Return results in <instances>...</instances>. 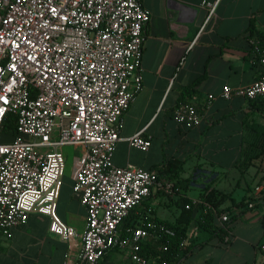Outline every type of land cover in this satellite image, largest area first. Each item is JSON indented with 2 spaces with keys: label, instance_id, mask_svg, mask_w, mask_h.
<instances>
[{
  "label": "built area",
  "instance_id": "2783aa9c",
  "mask_svg": "<svg viewBox=\"0 0 264 264\" xmlns=\"http://www.w3.org/2000/svg\"><path fill=\"white\" fill-rule=\"evenodd\" d=\"M219 1L202 3L206 21ZM149 19L139 0H0V237H11L31 213L48 216L51 231L66 241L77 235L56 208L66 167L62 148L80 147L72 188L86 222L74 262L66 258L63 264H106L114 247L127 249L130 264H151L142 243L171 230L148 221L123 237L120 227L154 187L171 194L174 185L155 170L113 162L122 115L142 89ZM260 41L248 39L254 59L264 66ZM216 97L264 99V71L249 84H225L209 93L200 108L180 102L171 116L183 129L198 128ZM9 116L15 128L4 131ZM126 140L141 150L150 146L141 130ZM261 203L264 186L255 185L243 205ZM191 206L211 210L222 242L230 240L227 212L217 213L202 199L185 208Z\"/></svg>",
  "mask_w": 264,
  "mask_h": 264
},
{
  "label": "crops",
  "instance_id": "0c3cea01",
  "mask_svg": "<svg viewBox=\"0 0 264 264\" xmlns=\"http://www.w3.org/2000/svg\"><path fill=\"white\" fill-rule=\"evenodd\" d=\"M139 1L150 11L141 61L143 85L122 115V139L113 162L155 170L174 190L166 194L154 187L129 222L140 226L148 216L174 222L183 204L205 201L206 193L215 189L224 196L215 208L229 214L230 240L224 243L223 233L199 231L190 224L196 246L179 264H225L227 257L228 264H264V203L243 205L255 185L264 186V146L246 139L264 132V99L216 97L198 128L183 129L171 116L183 100L200 108L207 95L223 85L243 86L262 74L264 66L254 59L248 34L253 22L264 38V0H220L208 21L202 3L214 0ZM140 130L150 140L147 150L126 140ZM62 152L65 162L70 160L56 211L77 235L66 241L51 231L48 216L31 213L12 229L11 237H0V264H63L66 258L74 262L86 222L85 207L72 188L74 163L83 149L63 147ZM190 208L194 216L199 207ZM105 263L130 264L127 249H110Z\"/></svg>",
  "mask_w": 264,
  "mask_h": 264
},
{
  "label": "trees",
  "instance_id": "16d2710c",
  "mask_svg": "<svg viewBox=\"0 0 264 264\" xmlns=\"http://www.w3.org/2000/svg\"><path fill=\"white\" fill-rule=\"evenodd\" d=\"M249 37L259 38L262 44H264L263 33L258 32L254 28L253 22L251 23ZM186 103V101H182ZM15 128V117L9 116L5 125L4 131H13ZM247 141L252 145L264 146V132L257 135L246 137ZM223 193L215 189H210L205 195V201L212 206H217L219 202L223 201ZM136 208V207H135ZM133 208L128 216L124 219L121 229L123 237L126 236L127 229L135 227L129 220L134 211ZM194 221L191 223V221ZM148 221H152L155 224H161L164 228L171 230L170 233L160 231L157 236L142 243L141 253L150 261L151 264H179L181 258L186 256L187 253L192 252L195 243L191 242V228L190 224H195L199 231H211L223 233V230L215 226V217L211 210L204 212V207L199 206L197 213L193 216L191 208H185L183 204V211L180 216L174 222H167L165 220L158 219L156 217H150L143 219L139 225H145ZM192 227V226H191Z\"/></svg>",
  "mask_w": 264,
  "mask_h": 264
},
{
  "label": "rangeland",
  "instance_id": "374dc122",
  "mask_svg": "<svg viewBox=\"0 0 264 264\" xmlns=\"http://www.w3.org/2000/svg\"><path fill=\"white\" fill-rule=\"evenodd\" d=\"M72 147H73V146H65L64 149H66V148H69V149H70V148H72ZM69 160H70V159L67 158V161H66V163H67V169L69 168ZM225 260H226V261H225V262H226L225 264H228V263L231 261V258H228V257H227V258H225ZM124 264H125V263H124ZM223 264H224V263H223ZM232 264H234V263H232Z\"/></svg>",
  "mask_w": 264,
  "mask_h": 264
}]
</instances>
